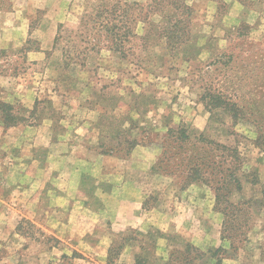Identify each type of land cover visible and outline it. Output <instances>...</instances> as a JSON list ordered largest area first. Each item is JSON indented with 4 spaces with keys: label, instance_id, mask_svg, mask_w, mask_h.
Wrapping results in <instances>:
<instances>
[{
    "label": "rangeland",
    "instance_id": "374dc122",
    "mask_svg": "<svg viewBox=\"0 0 264 264\" xmlns=\"http://www.w3.org/2000/svg\"><path fill=\"white\" fill-rule=\"evenodd\" d=\"M103 1L114 2L0 0V101L14 117L5 126L0 113V264H136L142 249L140 263L146 252L166 260L172 250L181 263L184 256H175L184 255L186 243L197 249L189 252L191 264L239 257L264 264V0H187L192 42L162 57L156 43L140 40L136 5L124 56L103 39L91 50L81 19ZM204 91L246 110L232 117L206 108ZM177 126L236 148L242 189L232 200L263 204L251 212L245 236L234 239L222 238L223 215L213 205L222 224L220 251L195 246L173 224L168 231L154 225L113 231L115 199L108 208L101 201L124 173L138 180L143 210L158 212L160 221L188 208L179 191L192 183L152 171L167 129ZM133 149L139 157L121 171ZM103 156L119 166L104 165ZM28 168L37 176L25 177ZM24 184L36 191L14 194Z\"/></svg>",
    "mask_w": 264,
    "mask_h": 264
},
{
    "label": "trees",
    "instance_id": "16d2710c",
    "mask_svg": "<svg viewBox=\"0 0 264 264\" xmlns=\"http://www.w3.org/2000/svg\"><path fill=\"white\" fill-rule=\"evenodd\" d=\"M135 5L139 9L140 20L144 25V34L140 40L143 44L156 43L163 50L161 57L164 52H184L182 48L192 42L190 26L194 9L187 0H149L144 4L114 0L110 4L101 2L93 15L81 19L84 37L94 41L91 50L99 48L100 41L103 39L102 45L124 56L126 44L133 34L128 15L131 6ZM155 16L157 19L154 18ZM66 57L71 59L68 55ZM230 58L232 55L229 56ZM201 100L206 108H223L231 112L232 117L241 114L244 109V105H237L236 101L230 97L225 98L222 94H213L208 91L203 92ZM10 110L8 103L0 101V113L5 126L14 123ZM240 165L241 160L236 148L205 137L202 133L192 136L187 128L177 126L167 129L161 143V153L152 171L159 170L169 176L179 175L184 179L185 184L200 182L212 189L215 198L214 208L223 215L224 219L222 238L234 239L245 236L249 228L251 212H254L257 206L263 205L260 200H232L233 195L242 189L241 180L237 174ZM142 250L135 253L136 264H191L194 258L189 256V252H197L195 247L186 243L184 255L175 256V259L184 256L179 259L181 263H174L172 258L176 250H172L164 262H161V257L146 252L143 263H140ZM215 251H220V248ZM179 252L182 251L179 250ZM150 256H152L151 261ZM216 264H220V259Z\"/></svg>",
    "mask_w": 264,
    "mask_h": 264
},
{
    "label": "crops",
    "instance_id": "0c3cea01",
    "mask_svg": "<svg viewBox=\"0 0 264 264\" xmlns=\"http://www.w3.org/2000/svg\"><path fill=\"white\" fill-rule=\"evenodd\" d=\"M136 149H133L131 153V159L124 161L123 168L125 171L129 170L130 162L134 161L139 156ZM103 164L118 165V162L114 161L111 156H103ZM140 160V159H137ZM154 160L147 159V163L141 168H144V172L150 169V166ZM119 166V165H118ZM126 167V169H125ZM117 171V170H116ZM120 171V172H121ZM30 172L34 177L37 173H33L31 168H28L24 172ZM116 172V173H120ZM118 182L115 183L112 193L105 195L101 201L105 203L106 207L110 206L109 201L115 199V206L111 210V230L120 231L128 227L138 228L143 230L149 225H154L157 228L168 231L172 224L173 228L183 234L192 244L200 248H218L222 243L221 238V219L218 217V213L213 211L214 196L211 189L204 184L192 183L183 190L179 191L181 200L188 205V208H179L177 211H173L172 217H162L160 221V215L153 210L145 211L142 208L143 199V187L135 178L127 177L124 173L117 176ZM117 179V178H116ZM76 187V186H75ZM36 188L31 189V185H23L21 190L17 193L22 197L29 196L30 192H35ZM28 193V194H27ZM31 193V195L33 194ZM107 196V197H106ZM101 198V195H99ZM17 199V197H16ZM16 204V203H13ZM193 206V208H192ZM88 212H90L88 210ZM92 215V214H91ZM166 218V219H165ZM166 220V221H165ZM96 222V221H95ZM164 222V224H160ZM210 223V226L207 225ZM171 224V226H170ZM170 226V228H168ZM85 231L84 233H86ZM159 257H163L162 255ZM242 259L239 258H222L220 264H242ZM166 261L161 259V262ZM210 264V263H207Z\"/></svg>",
    "mask_w": 264,
    "mask_h": 264
}]
</instances>
